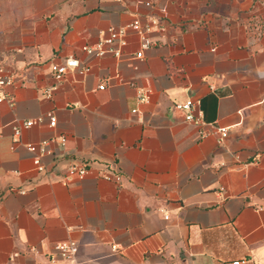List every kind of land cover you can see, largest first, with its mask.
Here are the masks:
<instances>
[{"label":"crops","instance_id":"obj_1","mask_svg":"<svg viewBox=\"0 0 264 264\" xmlns=\"http://www.w3.org/2000/svg\"><path fill=\"white\" fill-rule=\"evenodd\" d=\"M145 1L0 0V264H264V0ZM135 18L164 29L83 50ZM69 55L89 70L55 78ZM188 97L203 123L175 108ZM74 161L87 174L62 183ZM64 240L76 256L51 261Z\"/></svg>","mask_w":264,"mask_h":264},{"label":"built area","instance_id":"obj_2","mask_svg":"<svg viewBox=\"0 0 264 264\" xmlns=\"http://www.w3.org/2000/svg\"><path fill=\"white\" fill-rule=\"evenodd\" d=\"M146 5H151V2L149 0L145 1ZM155 28L157 31H162L164 29V24L162 21L158 20L157 18L151 19V24L149 25H142L140 21L135 18L128 22L125 27L121 28H113L111 26L108 27L107 33L103 36H101L96 42L92 44H84L82 46L83 50H85L87 53L95 54V55H102L106 52H113L114 54H118L119 48L114 47L113 42L115 40H119L120 43H125L124 39V33L127 27L133 28L139 32H146L150 30V27ZM150 43V40L148 38H143L142 41V47H146ZM142 50H138L136 52V56H141ZM51 72L53 73L55 78H60L67 70H73V69H79L81 72H86L89 70L88 65H80V62L78 58L74 55L66 56L65 59L62 62H51L50 64ZM12 81V75L3 73L0 71V101L7 100L12 101V97L6 90V87L8 84H10ZM104 83L101 82L98 87L103 88ZM51 91V88L46 89V93L49 94ZM144 95L140 96V100L144 99ZM199 98L197 97H188L183 101H177L175 102L174 106L178 110H182L184 112V119L187 121H192L195 123H203L202 120V112L199 108ZM133 111H136V108L132 109ZM48 118L49 122L48 124L50 126H54L56 124V116L52 112H48ZM42 120V116L38 115L34 118H28L25 120H22L17 124H13V134L15 137H17L20 133L21 126H30L36 122H40ZM229 127L226 125H217L216 131L218 133V141H222L225 137L228 135ZM208 132L206 130H200L199 135L205 136ZM62 139H64L62 137ZM47 143L46 139L41 140L39 143H28L27 147L29 150L34 152L33 155V162L35 164V167L38 171H42L46 169V166L44 162L41 159L40 154L37 152L40 148H44L45 144ZM89 170V166L86 163L83 162H70L64 169V173L60 178V181L62 183H68L72 181L74 178H82L84 177ZM99 174L104 178H114L116 180H119L121 178L120 173L118 172H112L108 169H100ZM167 216V214H165ZM115 247V246H114ZM78 252V244L75 240H64L59 241L54 244L53 250L49 252V259L51 261L57 260V259H73ZM96 259V258H94ZM246 260L245 257L243 258H237L232 261V264H239L240 262H244Z\"/></svg>","mask_w":264,"mask_h":264}]
</instances>
